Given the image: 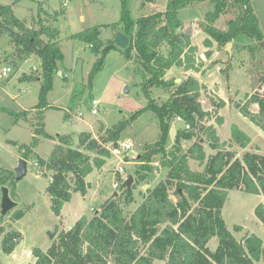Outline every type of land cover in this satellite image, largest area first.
<instances>
[{"label": "trees", "instance_id": "obj_1", "mask_svg": "<svg viewBox=\"0 0 264 264\" xmlns=\"http://www.w3.org/2000/svg\"><path fill=\"white\" fill-rule=\"evenodd\" d=\"M204 1L213 6L207 13L206 31L218 44H226L241 36L259 43L264 40L250 0H168L164 12L142 15L137 19L125 13L123 28L130 37L126 49H120L114 39L104 42L100 37V27L73 34V37L88 42L99 55L89 76L90 84L95 73L103 67L106 52L113 47L119 48L129 59L135 58L136 71L145 78L143 85L149 99L147 105L137 110L127 122L116 124L104 132H101L102 128L99 137L82 132L78 144L74 145L70 135L60 136V142L48 158L37 154L35 149L41 141L40 136L51 137L45 130L43 110L50 106L48 94L64 56L60 30L46 24L47 19H42V16L38 28L30 27L27 20L15 14L11 5L0 2V43L6 35L12 46L5 60L17 66L18 61L34 54L42 61L39 76L42 74L44 83L40 102L34 107L35 135L31 144L25 145L24 156L36 154L44 172H52L47 192L55 215L61 216L64 204L71 200L74 192L87 193L91 185L87 177L95 169H102L112 158V148L108 144L116 148L127 126L145 112L158 117L162 134L155 142L146 144L140 154L139 160L144 164L137 170L138 181L147 180L152 175L151 162L155 156H160L162 167L168 171L166 179L142 193V201L129 214L124 212L123 205L136 200V186L128 188L122 184L121 199L113 195L102 203L99 213L91 217L81 216L69 229L62 230L47 250L35 247L33 264H154L157 259L166 261V264H257L261 260L263 239L252 233L239 241L227 227L223 208L232 189L261 195L263 200L256 205L254 213L264 225V153L246 151L240 158L233 146L246 148L251 143L252 139L245 130L233 124L230 139L222 141L214 124H204L205 120H211L214 111L203 107V85L194 75H187L180 82H177V77L167 78V72L174 67L186 72L203 69L204 59L198 45L192 43L189 34L178 30L183 26L178 12L194 2ZM229 7L236 8L238 12L234 19L229 20L228 29L220 30L213 26L212 23ZM204 43L210 48L213 45L209 38ZM164 45L168 47L166 52L162 50ZM212 54V50L205 52L207 59ZM26 78L40 80L33 75ZM157 86L169 90L167 100L150 96V89ZM213 104L217 110L225 107L227 102L220 99L218 102L214 100ZM254 104L258 105V111L252 110ZM236 106L264 131V92L247 93L245 101L237 102ZM178 116L185 122V128L177 130L173 147L169 150L167 144L172 137V123ZM217 119L220 125L223 124L222 116H217ZM203 135L215 150L209 156L201 142ZM193 139L189 147L182 145L184 141ZM190 159L197 160L204 169H192ZM16 180L13 170L0 167V187H14ZM173 186H176L177 200L172 197ZM24 213L22 209L17 210L13 218L20 219ZM235 229L240 230L241 226L236 225ZM215 236L218 245L212 250L208 243ZM22 239L21 231L10 228L2 236L3 251L12 254Z\"/></svg>", "mask_w": 264, "mask_h": 264}, {"label": "rangeland", "instance_id": "obj_2", "mask_svg": "<svg viewBox=\"0 0 264 264\" xmlns=\"http://www.w3.org/2000/svg\"><path fill=\"white\" fill-rule=\"evenodd\" d=\"M3 4L13 7L15 14L27 20L33 27H39V19L46 20V24L60 30V46L63 60L59 62V72L54 75L52 88L48 94L49 105L43 111L45 130L51 137H42L35 152L48 158L54 146L59 143V137L70 135L73 144L77 145L82 132H90L99 137L101 132L116 124L125 123L139 109L147 105L149 96L144 88V76L136 71L135 58L129 59L119 48L109 49L104 58L103 67L94 75L90 84V73L99 57L91 45L73 37L80 31L93 27H100V37L104 42L113 40L117 31H123L125 13L133 19L154 12H164L168 0H0ZM251 6L259 19L264 34V0H250ZM213 9L210 2H194L179 10L178 16L183 26L178 28L189 34L193 44L198 45L199 53L205 54L212 50L211 58L204 59L205 68L200 72L190 70L203 85L201 101L205 109L214 111L210 121L204 124H214L218 127V134L222 141H228L231 136V127L237 124L251 137V143L242 148L237 145L238 156L242 158L246 151L264 153V131L244 116L236 106L237 102H244L247 93L254 91L264 92V49L256 40L241 36L232 42L231 54L226 48L227 44L220 45L216 39L206 31L208 25L207 13ZM237 9L229 7L227 11L214 23L220 30L228 29V22L237 15ZM50 13V14H49ZM49 14V16H48ZM48 16V17H47ZM136 28V26H135ZM212 40V47H207L204 40ZM167 45L162 47L167 51ZM12 50L8 36H4L0 43V167L16 171L21 157H25V145H30L35 135L36 105L40 102V93L44 78L42 74V61L32 54L18 65L11 64L5 58ZM10 66L12 71L1 73L3 67ZM61 72V73H60ZM33 75L37 79H28ZM182 79L184 70L174 67L168 71L167 78ZM179 77V78H178ZM180 82V81H179ZM128 88V92H126ZM152 98L167 100L170 92L163 86L152 87L149 91ZM93 99L99 101V113L91 112ZM224 99L227 105L215 109L213 101ZM258 111L257 104L252 106ZM26 112V113H24ZM83 115H80V113ZM217 116H222L223 124L218 123ZM185 128L183 120L174 119L172 129ZM161 124L157 116L151 112L143 113L138 119L130 123L123 131L118 141L117 155L112 152L107 164L102 169H95L88 177L90 187L86 194L74 192L70 201L64 204L62 216H57L51 207V198L47 187L51 178V171H45L36 165V154L25 157L28 169L25 175L16 180L15 186L10 187V195L17 205L5 216L1 213L2 190L0 187V233L4 235L10 228L21 231L22 241L12 254H7L1 246L0 236V264H33L35 257L33 249L39 247L47 250L60 232L70 228L75 221L87 215L91 217L101 210L102 203L111 196L122 198L123 186L126 176H133L131 186H136L134 195L136 200L130 205H123L124 212L129 214L143 199V192L152 188L162 179L167 178V168L162 167L160 156L152 159V175L147 180L138 181L137 170L142 169L144 162L140 161V154L145 145L155 142L161 137ZM37 135V134H36ZM177 136V133H176ZM175 136V138H176ZM175 138H170L167 148L173 147ZM203 144L207 155L215 153L209 141L203 135ZM193 140L184 141L182 145L187 148ZM132 146L127 152L122 151L123 145ZM110 148L115 149L111 144ZM123 159V160H122ZM124 161V162H122ZM190 167L203 170L204 165L197 160H189ZM120 167L123 172L118 171ZM16 173V172H15ZM116 182L119 185L115 186ZM176 186L171 188L172 197L176 199ZM263 200L261 195L247 193L232 189L223 208V217L229 231L239 240L243 241L249 234L255 233L263 239V255L257 264H264V225L256 217L254 209ZM24 210V216L15 220L14 213ZM59 224V231L52 240L48 232L53 231ZM240 225L241 229H235ZM218 238L213 237L208 246L215 250ZM26 254V252H28ZM154 264H166V261L157 259Z\"/></svg>", "mask_w": 264, "mask_h": 264}, {"label": "water", "instance_id": "obj_3", "mask_svg": "<svg viewBox=\"0 0 264 264\" xmlns=\"http://www.w3.org/2000/svg\"><path fill=\"white\" fill-rule=\"evenodd\" d=\"M30 27H33V22L30 24ZM114 42L120 49H126L130 43V37L123 31H117L115 33V36H114ZM261 43L264 46V42H261ZM231 45H232V42H229L227 44V47H226L230 51V54H231V50H230ZM201 57L203 59H206V56L203 53H201ZM179 81H181V79H177V82H179ZM125 90H126V92H128V88H126ZM176 133L177 132L175 129L171 130L172 138H175ZM203 141L204 140L202 138L201 142H203ZM27 169H28V161L25 157H21L19 160V164L16 167V171H15L16 172V179L20 180L25 175V173L27 172ZM132 181H133V176L130 175L128 180H126V182H125L126 187L130 188ZM1 190H2V200H1V209L2 210H1V213L3 216H5L11 209H13L17 205V202L12 199V197L10 195V187L9 186L3 185L1 187ZM96 213H99V210L96 211ZM58 231H59V224H57L55 226L53 231L48 232L49 237L53 240L55 238V236L57 235Z\"/></svg>", "mask_w": 264, "mask_h": 264}, {"label": "built area", "instance_id": "obj_4", "mask_svg": "<svg viewBox=\"0 0 264 264\" xmlns=\"http://www.w3.org/2000/svg\"><path fill=\"white\" fill-rule=\"evenodd\" d=\"M11 71H12V68H11L10 66H7V67H3V68H2L1 73L6 75L7 73H9V72H11ZM91 105H92V106H91V112L94 113V114L99 113V107H98V105H99V101H98L97 99H93ZM80 115H83V113L81 112ZM177 120H180V121H181L182 118H181L180 116H178V117H177ZM186 127L189 128L190 125L187 124ZM131 146H132V145H131L130 143H125V144L123 145V149H122V151H124V153L127 152V150L131 148ZM113 151H114L117 155H119L120 153L122 154V152H121V151H118L117 148L113 149L112 152H113ZM122 160H123V159H122ZM122 162H124V161H122ZM36 165L39 166V164H38L37 161H36ZM118 171L123 172V171H124V168H123V167H120V168L118 169ZM126 177H127V176H126ZM117 185H119V184L116 182L115 186H117ZM28 253H29V251L26 252V254H28ZM13 254H14V253H13Z\"/></svg>", "mask_w": 264, "mask_h": 264}, {"label": "crops", "instance_id": "obj_5", "mask_svg": "<svg viewBox=\"0 0 264 264\" xmlns=\"http://www.w3.org/2000/svg\"><path fill=\"white\" fill-rule=\"evenodd\" d=\"M214 57H215V56H214V54H213V58H214ZM205 67H206V66H205ZM205 67H203V68H205ZM167 74H168V72H167ZM184 75L187 76V75H193V74H192V72H190V71H187V72L184 71ZM178 78H179V77H178ZM182 78H183V77H182ZM252 106H254V105H252ZM257 106H258V105H257ZM217 127H218V126L216 125V128H217ZM217 129H218V128H217ZM60 217H63L62 214H61ZM79 218H80V217H79ZM79 218H78V219H79ZM78 219H77V220H78ZM75 222H76V221H75ZM68 229H69V228H68ZM65 230H67V229L65 228Z\"/></svg>", "mask_w": 264, "mask_h": 264}]
</instances>
